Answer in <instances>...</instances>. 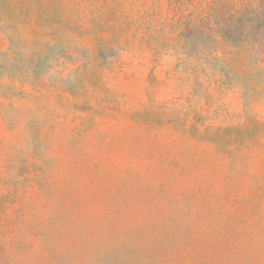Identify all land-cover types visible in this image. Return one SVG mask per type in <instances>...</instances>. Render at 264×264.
I'll list each match as a JSON object with an SVG mask.
<instances>
[{
	"label": "rangeland",
	"instance_id": "rangeland-1",
	"mask_svg": "<svg viewBox=\"0 0 264 264\" xmlns=\"http://www.w3.org/2000/svg\"><path fill=\"white\" fill-rule=\"evenodd\" d=\"M0 264H264V0H0Z\"/></svg>",
	"mask_w": 264,
	"mask_h": 264
}]
</instances>
